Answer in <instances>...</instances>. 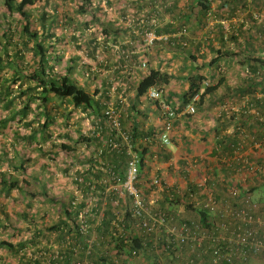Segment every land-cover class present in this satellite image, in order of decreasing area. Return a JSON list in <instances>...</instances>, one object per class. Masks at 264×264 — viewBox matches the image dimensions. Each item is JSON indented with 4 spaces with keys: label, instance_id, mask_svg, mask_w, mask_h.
Segmentation results:
<instances>
[{
    "label": "trees",
    "instance_id": "obj_1",
    "mask_svg": "<svg viewBox=\"0 0 264 264\" xmlns=\"http://www.w3.org/2000/svg\"><path fill=\"white\" fill-rule=\"evenodd\" d=\"M65 1L69 3L66 6H69L75 0ZM91 1L79 0L78 2L81 4L74 10H79L80 13H85V11L92 13L95 21L96 10L99 7L98 3L94 5ZM180 1L170 0L167 2L170 7L167 6L169 9L167 7L165 9H168L173 18L176 15L175 12L178 13L176 11L177 2ZM186 3L192 7L201 8L199 10H203L204 15L210 13L209 16L211 17L217 16V11L210 9V0H186ZM48 4L49 0H0V135L5 134L3 133L4 130L10 129L8 147L5 145L0 147V262L7 261L8 264H12L9 262V258H11L20 264H39L41 257L37 256V253L48 251V246L52 244L55 250L52 255L57 253V256L55 259L53 257L50 259V264H131L129 263L131 259H124L123 255H128L130 251L137 249L138 242L131 240L123 245L120 240L122 233L124 235L134 234L136 227H132V225H135L136 220L131 218V212L121 203L120 199L115 200L119 202L117 209L121 212L114 215L110 199L116 198V196L112 192L104 195V186L106 187L111 181V175L119 179L124 178L128 160L125 152H117L115 149H108V147L106 149L97 147L93 150L90 146L96 141L81 135L76 140L68 142L73 143V145L82 142L84 147L89 150L88 156L81 159L79 155L74 156V148L70 146L71 144L64 143V140H69L66 133H59L54 137L49 132V129L58 123L55 118L57 107L55 105L52 107L50 104L53 98L67 101L73 109H81L83 112L90 110L96 115L99 114V106L94 100V96L78 86L72 78L70 59H66L67 66L63 74L54 69L55 65L61 63L62 60L57 47L60 44V39L54 31H56V27L59 30L62 29V24L60 25L58 20L71 21L72 18L66 15V12H64L65 15L59 16L61 12L58 13L56 4L48 6L51 13L47 14L46 6ZM134 4L137 5L136 9L138 10L140 9L138 7L143 8V11L139 12L141 13L142 25H145L151 13L150 9L144 7L146 6L144 2L139 3L138 0ZM34 11H36L38 25L33 19ZM162 11L156 10L158 14H161ZM15 17L17 19L13 22L12 18ZM132 17L138 18L137 13H134ZM154 18L158 23L164 21L157 14L154 15ZM168 19L171 18L167 17V21L163 25L156 27L155 33L157 35L176 33L181 27H186V25L183 26L184 24H179L178 21L174 23L175 21ZM106 27H101L103 35L111 31ZM67 33L71 35L72 32ZM72 35L73 38L77 39L73 33ZM187 35L183 36L186 46L177 43L176 46L170 47L172 49L177 48L176 51H179L181 61L183 54L189 50ZM92 41L96 45V40ZM220 60L221 57L218 56L209 59L205 67L213 69V73L204 79L202 77H189L187 90L174 95L180 100L178 112L181 113L184 107L189 104L195 108L204 96L214 93L221 82L219 79L216 85H211L216 75H222L220 70L223 68L219 64ZM193 62L194 60L191 59L190 67L194 64ZM250 63V69L247 67L244 78L249 79L248 81L251 83L253 81L251 79H255L259 90L264 95V69H255L254 66L255 63H259L260 66L264 67V56L253 57ZM181 64L179 67L183 69V63ZM176 78V74H169L161 69L149 70L137 82L136 96H144L151 88L164 92L165 87ZM162 94L161 99L167 100L164 93ZM194 96H197L196 101H192ZM172 110L176 111V109ZM63 121L61 122L65 123ZM14 123L22 124V127H25V132H20L17 126L13 127ZM256 125L257 129H264V118L258 120ZM235 130L233 133L237 135L239 130L238 132ZM244 135L241 134L240 136L244 137ZM51 139L54 141H49ZM135 139L136 137H132L134 150L140 156L137 166L138 175L145 182L142 160L145 159L144 155L147 149L143 146H135ZM46 141L50 143L49 149L40 147V144ZM256 142L260 144L258 145L262 149V156H260L262 158L264 156V137ZM34 144L38 145L37 151L40 157L48 156L52 158L51 160L55 158L52 157L53 154L56 157L58 155L70 157L71 160L65 169L66 172L72 171L71 162L73 160L82 166L81 169L72 171L71 174V184L80 194L78 198L75 194L65 196L64 191H61L62 189H60V195H57L46 185L48 179L46 172L49 170V165L41 162L38 158L30 157L28 148ZM226 145L235 149L239 144L227 140ZM232 149L230 150L232 151ZM259 149L257 150L259 151ZM249 156L260 167L255 176L261 177L259 181L261 185L264 183V177L261 176L264 175V164L258 162L257 155ZM13 157H17L16 160ZM99 162L103 164V171L96 168V163ZM28 170L30 173H27ZM100 179H102L101 182H99ZM251 184L245 186L240 196L245 194L253 200L252 193L258 186L252 187ZM136 187L138 190L140 189L143 200L147 199L150 190L143 185H136ZM192 188L190 186V192ZM195 192L197 191L191 193ZM160 197L155 209L168 214L165 216L170 217L174 224H177L178 219L182 218V216L178 218L174 214L178 211V207L187 210L196 217L200 216V220L208 218V210L202 206L196 207L195 202L186 197V193L177 196L176 191L171 189L169 192H163ZM216 197L220 199L222 204L227 202L224 187H217ZM35 199L41 200V204L46 210L45 215L41 216L39 208L32 205V200ZM91 199H94L95 202L89 206L88 202H91ZM254 201L264 203V201ZM5 202L10 205H21L22 209L15 214L18 213V218L23 224L22 227L14 225V221L10 218L11 215L5 212ZM32 210L34 212L31 213ZM85 210H90V212L85 213ZM51 211L56 214L55 220L46 222V217ZM97 212H103V216H96ZM140 223L141 221L137 220V227ZM18 235L22 239L17 242L10 240L13 238L15 241ZM140 237V242L141 240L144 241L142 231H140ZM34 248H36L35 251ZM140 248L141 251L149 253V249L144 250L142 246ZM27 249L32 250L31 255L27 253L26 256L25 251ZM125 249L127 251L124 254ZM144 252L145 264H149L152 255H146ZM137 257H142V253ZM151 264H156V262Z\"/></svg>",
    "mask_w": 264,
    "mask_h": 264
},
{
    "label": "crops",
    "instance_id": "obj_2",
    "mask_svg": "<svg viewBox=\"0 0 264 264\" xmlns=\"http://www.w3.org/2000/svg\"><path fill=\"white\" fill-rule=\"evenodd\" d=\"M78 1L75 0L70 5L76 8L81 4ZM135 1L137 0H92L91 3L94 5L98 3L99 7L96 10L95 21L92 13L88 11L85 13L90 14V17L84 13L83 16L86 15V19H79V10L73 11L75 8L66 6L69 3L65 0L61 2L64 6L61 7L59 16L65 15L64 12H66V15L71 16L72 19L71 21L58 20L60 25L62 24V29L65 28V32L60 30L61 33L57 34L60 39L57 47L62 60L55 65V69L57 70L58 66V71L60 70L59 72L63 74L67 66L66 59H70L72 71L80 70L79 74L88 81L84 88L94 96L99 106V114L96 115L90 110L83 112L81 109H73L67 101L53 98L50 104L52 107L54 105L57 107L55 109L57 121L61 122L64 119L63 122L68 123L71 134L74 133L71 124L82 125L83 122L86 127L81 131L85 134L82 136L96 141L90 148L106 149L102 140L107 138V129L101 120L102 112L107 107L118 109L121 127L129 130L133 138L136 137L135 146H143L147 149L144 155L147 165H143L142 169L145 180L157 176L167 183L176 185V174H179L182 176V179H178L179 183L184 186L188 181H196L203 167L202 171L206 170L204 173L206 178H212V181L216 182L217 175H220L225 179L226 186L228 170L234 166L233 163H228L232 148L226 145L227 140L231 143L238 142V147L246 153L257 155L258 162L264 164V156L260 158L262 149L260 147L258 151L254 144L264 137V129L259 130L256 125L258 120L264 118V95L259 90L255 79H251L253 80L251 83L249 79L244 78L245 70L247 67L250 69L251 59L264 56V0H210V9L217 11L216 17L209 16L210 13L204 15L203 10H199L201 8L192 7L190 2L181 0L177 2L178 13L175 12L174 18L168 12V7L167 10L163 9L161 14L156 12L155 6H160L159 0H138L139 3L146 4L144 7L150 9V14L160 15L164 19L161 25L167 21V17L171 18L168 20L175 21L174 23L178 21L179 24L186 25L187 38H189V50L183 54L182 61L179 51H176L177 48L172 49L166 46L169 57H159L158 48L162 46L155 45L154 49H150L147 54L148 66L144 70L139 68V54H135L131 45L123 43L126 40L130 41L133 35L131 30L125 28L124 23L120 21L134 13L141 14L143 8L136 9ZM97 12L100 13L97 14ZM100 24L111 30L102 40L97 31L98 25L99 28L102 27ZM66 31L72 32L77 39L72 37V33L70 35ZM137 37L138 35H135L133 39ZM92 40H96V45ZM73 42H75V48L73 53L70 52L74 57L66 56L64 59L61 44L72 45ZM121 48L133 50L134 54L124 59L119 56ZM216 56L221 57L219 64L223 68L220 70L222 75H216L211 85H216L219 79L221 82L214 93L202 98L200 104L195 107L194 115L181 114L177 111L180 100L174 95L187 90L189 77H202V79L209 77L213 69H207L205 65L209 59ZM151 59L154 66H150ZM164 59L168 61L176 59L179 61V66L183 63L184 68L177 69L173 73L168 72L176 74L177 78L163 90L167 100H162L160 97L158 101L147 99L143 101V97H137L135 93L137 82L149 70L161 69L162 64L169 66V63L162 62ZM191 59L194 60V64L190 67ZM254 66L255 69H264L259 63H255ZM179 73H181L180 76ZM161 106L176 109V116L172 121V130L169 134L170 142L166 148L160 144L157 137L163 128ZM80 128L82 129L81 126ZM234 129L237 132L239 130L237 135L233 133ZM241 134H245L244 137L240 136ZM66 135L71 139L69 133ZM79 144L83 143L79 142ZM88 154L89 150L87 156ZM221 159L224 165L219 163ZM194 165L197 167L195 168ZM261 176L264 177V175ZM260 179V176H252L247 184L252 182L250 186H259ZM177 209L182 215L181 219H187V222L200 221V217H195L187 210L180 207ZM126 251L127 249L124 250V254ZM42 253L44 255V252ZM50 259L52 258L45 259V264H50ZM145 262L144 256L132 258L129 261L131 264H145ZM152 262L155 263L150 257L149 264ZM258 264H264V262Z\"/></svg>",
    "mask_w": 264,
    "mask_h": 264
},
{
    "label": "built area",
    "instance_id": "obj_3",
    "mask_svg": "<svg viewBox=\"0 0 264 264\" xmlns=\"http://www.w3.org/2000/svg\"><path fill=\"white\" fill-rule=\"evenodd\" d=\"M168 1L170 0H159L160 6L155 7L158 10H163L169 6ZM137 17L130 16L125 20L120 19V21L124 23L125 28L131 30L133 38L138 35L137 39L131 38L130 41L126 40L123 43L131 45L135 54H139L140 69L147 68V54L156 44L174 47L179 43L181 46H186V42L183 40V36L187 35L186 27H181L176 33L157 35L155 29L157 26H161V23H158L153 14H149L145 25H142L143 22L140 20L141 14H138ZM97 31L102 40L103 34L99 28ZM113 47L116 48V46ZM133 54V50L128 48L119 49V56L124 59H128ZM162 93V90L151 88L145 94V98L158 101ZM196 98L197 96H194L192 101H196ZM161 111L163 128L157 137L160 144L166 146L170 142L169 134L176 111L167 106H161ZM181 114L194 115L195 108L191 104L186 105ZM101 120L107 129V138L102 140L104 145L117 152L124 151L128 159L124 178L119 179L111 175V181L106 187L104 186V195L108 192L115 194L116 198L110 199L114 215L121 212L117 209L119 202L115 200L120 199L121 203L131 212V218L135 219L136 223L137 220L141 221L139 227L136 223L132 225V227H136L134 234L124 235L122 233L121 244L126 245L131 240L138 242L137 249L130 251L128 255H123L124 259H132L141 253L144 256V251H141L140 248L142 246L144 250L149 249V253H144L152 255L156 264H258L264 262V203H257L245 194L240 196L248 179L255 176L260 169L255 161L251 160L249 155L252 154L246 153L238 146L232 149L228 163H233L234 166L228 170L226 186L222 176L217 175V181H212V178L208 179L204 176L206 170L202 171V168L200 176L194 181V184L188 181L184 186L178 185V179H182V176L176 178V185L167 183L157 176L147 178L143 182L138 175L137 167L140 156L134 150L132 133L121 127L120 111L107 107L102 112ZM254 144L257 149L260 148L258 143ZM142 161L143 165H147L145 159ZM219 163L224 165L222 159ZM194 167L196 168L197 165ZM96 168L101 171L104 169L101 162L96 163ZM101 181L102 179L99 180V182ZM189 184H192V187L194 185L191 192H197L191 193ZM136 185H143L150 190L147 199L143 200L140 189L138 190ZM223 185L227 195V199H225L227 202L224 204L216 197V186ZM171 189L176 191L177 196L186 193V197L195 202L196 207L202 206L208 210V218L196 222L178 219L177 224H174L170 217L165 216L168 214L156 210L157 206L155 205L161 198V194L169 192ZM75 196L77 198L80 196L76 188ZM91 200L88 202L89 206L95 202L94 199ZM84 212H90V210ZM174 214L178 218L182 216L178 211ZM96 216H103V212H97ZM140 231L144 235V241L141 240V242ZM56 256L57 253L53 255V259Z\"/></svg>",
    "mask_w": 264,
    "mask_h": 264
},
{
    "label": "rangeland",
    "instance_id": "obj_4",
    "mask_svg": "<svg viewBox=\"0 0 264 264\" xmlns=\"http://www.w3.org/2000/svg\"><path fill=\"white\" fill-rule=\"evenodd\" d=\"M61 2H64V0L60 1V0H49V4L46 6L47 7V14L48 13H51V9L50 7H48L49 5L51 4H56L57 7L59 8L58 10V13H60V9L62 6H64V4H62ZM38 3L40 4V2L38 1ZM104 4V3H102ZM71 6V5H69ZM37 7V5H36ZM71 8H74L73 6H71ZM76 9V8H75ZM64 10V9H63ZM62 10V11H63ZM75 11V10H73ZM78 13V12H77ZM100 12H97V14H99ZM36 11L33 12V19H35V24L38 25V22H37V17H36ZM86 15H88L90 17V14L88 13H85ZM105 15H107L106 12H104ZM79 19H86V15H84V13H79ZM88 18V17H87ZM17 19V17L15 18H12L13 22ZM112 19V18H110ZM93 26V25H92ZM99 26V25H98ZM94 27V26H93ZM65 29V28H64ZM64 29H61V32H65ZM94 29V28H93ZM56 31H54L55 33H57L59 35V28L56 27L55 29ZM94 31V30H93ZM63 45V48H62V53H63V58L65 59L66 56H73V54H71V52L73 53L74 49L75 48V42L72 43V45L70 44H61ZM73 46V47H72ZM77 46V45H76ZM162 47H159L158 48V51H159V57L161 56H164V57H169V53H167V48H165L166 46L164 45H161ZM154 49V48H153ZM152 49V50H153ZM160 50H163V52H160ZM71 51V52H70ZM162 62H165V63H169V66H165V64H162L160 66V68L162 69V71H165V72H171L173 73V71H177V69H180L179 67V61L176 60V59H173V60H163ZM181 62V61H180ZM150 66H154V62H153V59L150 60ZM57 70L59 69V67L57 66L56 67ZM79 68V66H78ZM55 69V68H54ZM74 69V68H73ZM56 70V69H55ZM60 71V70H59ZM79 71L80 70H77L76 72L74 71H71L72 73V77L73 79L77 82L78 86H80L81 88H83L84 90H86V88H84L88 81L79 74ZM179 76L181 75V73L178 74ZM163 95V94H162ZM143 97V101H146V98L144 96H141ZM70 123V122H69ZM16 124V125H15ZM73 125V131L74 133L71 134L70 133V130L68 128L67 125H64L63 123L61 122H58L57 124H55L54 126H52L50 129H49V132L51 133V135H53L54 137L57 135V134H63V133H69L70 136H71V139L69 138V140H64V143H68V142H72L74 139L76 140V138L79 137V135H85L83 134L81 131L83 130V128L86 127V124H84L82 122V125H78L77 123H73L71 124ZM19 127V131L20 132H25V127H22V124H18V123H14V126L13 127ZM80 126L82 127V129L80 128ZM28 130V129H27ZM26 130V133H28V131ZM9 131L10 129H6L3 131V133L5 134H1L0 135V147H2L3 145H5V147H8V141H9V138H8V135H9ZM49 141H54L53 139L49 140ZM49 141H46V142H42V144H40V147H42L43 149H49L50 148V143ZM68 144H71L70 146L74 148V156L76 157L77 155H79V157H81V159L87 157V152L88 150L84 147V144H74L73 143H68ZM38 145L34 144L32 146H30L28 148L29 151V154H30V157L35 159V158H38L41 162L43 163H48L49 165V170L46 172L47 175H48V179H47V183L46 185L49 186L51 189H52V192H54L55 194L57 195H60V189H62L61 191H64V195L67 196L69 194H75V189H74V186H72L71 184V174H72V171H76V170H79L81 169V165L77 164L76 160H73L71 162V170L72 171H69V172H66L65 169L68 165V163L70 162V157L68 156H63V155H58L57 157L55 156V154L52 155V157H55L54 160H51L52 158L48 157V156H44V157H40L39 155V152L37 151V148ZM166 148V146H165ZM168 148V147H167ZM1 149V148H0ZM14 155V153H11V155ZM16 158L17 157H13ZM85 168V167H84ZM5 169V168H4ZM203 169V167H202ZM27 173H30V171L28 170ZM224 175H226L225 173H222ZM28 176V175H27ZM179 174H176V178H179ZM21 177V176H20ZM29 182H31L29 180ZM192 183L194 184V180L192 181ZM178 185L182 186L181 183H179ZM194 187V185H193ZM50 190V189H48ZM252 199L253 200H256V201H259V202H262L264 201V183L261 184L260 186H258L252 193ZM32 205L39 208V213L41 216L45 215V208L43 207V204H41V200L39 199H35V200H32ZM14 209V210H13ZM22 207L21 205H16V204H8V202H5V212L10 214L11 215V219L14 221V225H17V227H22V223L20 222V219L18 218V213L15 214L18 210H21ZM12 210L14 211L12 213ZM34 212L33 210L31 211V213ZM47 215V213H46ZM55 217H56V214L51 211L50 213H48V216L46 217V222L47 221H54L55 220ZM39 223V222H38ZM21 231H23L22 228H20ZM25 232V231H24ZM20 239H22V237H20V235H18V237L16 238V240L14 241L13 238H10V240L12 242H17L19 241ZM28 250V249H27ZM25 251L26 253V256H27V253L28 255H31L32 254V250H28V251ZM36 250V248H34V251ZM48 250V253H46L47 251L44 252V255L42 252L40 253H37V256L39 255L41 257V260H40V263L39 264H45V259L47 258H52L53 255L51 254L54 250V247L53 245L51 244L50 246H48L47 248ZM51 254V255H50ZM9 262L12 264H20L17 260H14V259H11L9 258ZM149 261V260H148ZM1 264H8L7 261L3 262L2 261L0 262ZM150 263V261H149Z\"/></svg>",
    "mask_w": 264,
    "mask_h": 264
},
{
    "label": "clouds",
    "instance_id": "obj_5",
    "mask_svg": "<svg viewBox=\"0 0 264 264\" xmlns=\"http://www.w3.org/2000/svg\"><path fill=\"white\" fill-rule=\"evenodd\" d=\"M98 28H99V26H98ZM100 28H101V27H100ZM100 28H99V29H100ZM100 32H101V34H103L102 31H101V29H100ZM103 36L105 37V35H103ZM74 81H75V80H74ZM163 93H164V92H163ZM144 96H145V95H144ZM161 96H162V94H161ZM161 96H160V97H161Z\"/></svg>",
    "mask_w": 264,
    "mask_h": 264
}]
</instances>
